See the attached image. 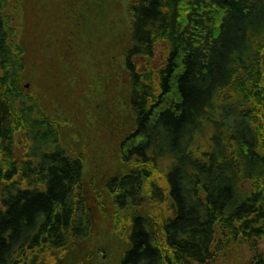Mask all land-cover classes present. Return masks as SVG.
Masks as SVG:
<instances>
[{
  "label": "trees",
  "instance_id": "16d2710c",
  "mask_svg": "<svg viewBox=\"0 0 264 264\" xmlns=\"http://www.w3.org/2000/svg\"><path fill=\"white\" fill-rule=\"evenodd\" d=\"M17 1L0 0V264H59L57 253L93 226L85 162L23 88ZM126 15L135 127L119 155L133 170L107 189L120 210L144 196L171 205L165 245L154 216H131L119 264H211L217 227L264 244V0H131ZM159 43L167 49L154 66Z\"/></svg>",
  "mask_w": 264,
  "mask_h": 264
},
{
  "label": "rangeland",
  "instance_id": "374dc122",
  "mask_svg": "<svg viewBox=\"0 0 264 264\" xmlns=\"http://www.w3.org/2000/svg\"><path fill=\"white\" fill-rule=\"evenodd\" d=\"M130 1L18 0L19 11L10 10L25 53L23 88L37 94L43 110L58 121L64 146L85 162L82 187L93 226L88 238L57 253L59 264H119L130 248L128 220L137 213L155 217L165 245L162 222L169 201L158 206L144 196L141 206L120 210L107 189L111 178L133 170L119 155L135 127L130 77L122 64L131 39ZM166 49V43H159L154 66H160ZM111 52L117 61L110 74ZM199 145L206 149L202 139ZM213 250L211 264H255L264 244L217 227Z\"/></svg>",
  "mask_w": 264,
  "mask_h": 264
},
{
  "label": "flooded vegetation",
  "instance_id": "af4514ba",
  "mask_svg": "<svg viewBox=\"0 0 264 264\" xmlns=\"http://www.w3.org/2000/svg\"><path fill=\"white\" fill-rule=\"evenodd\" d=\"M155 222H156V224H157V221L156 220H154ZM157 235H158V225H157ZM159 242H160V240H159ZM213 252H214V250H213Z\"/></svg>",
  "mask_w": 264,
  "mask_h": 264
}]
</instances>
